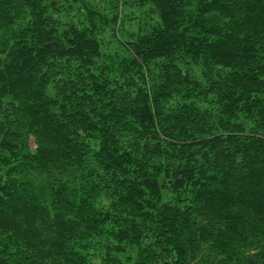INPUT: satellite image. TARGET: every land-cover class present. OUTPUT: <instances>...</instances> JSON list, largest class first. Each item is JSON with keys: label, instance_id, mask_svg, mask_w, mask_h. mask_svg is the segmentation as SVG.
I'll use <instances>...</instances> for the list:
<instances>
[{"label": "trees", "instance_id": "16d2710c", "mask_svg": "<svg viewBox=\"0 0 264 264\" xmlns=\"http://www.w3.org/2000/svg\"><path fill=\"white\" fill-rule=\"evenodd\" d=\"M0 264H264V0H0Z\"/></svg>", "mask_w": 264, "mask_h": 264}, {"label": "rangeland", "instance_id": "374dc122", "mask_svg": "<svg viewBox=\"0 0 264 264\" xmlns=\"http://www.w3.org/2000/svg\"><path fill=\"white\" fill-rule=\"evenodd\" d=\"M132 10L133 9H128L127 11L129 12V15H134L133 13H132Z\"/></svg>", "mask_w": 264, "mask_h": 264}]
</instances>
